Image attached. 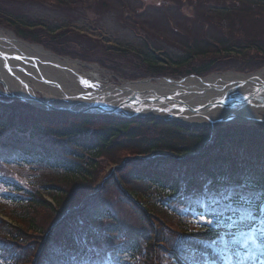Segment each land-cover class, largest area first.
<instances>
[{
    "label": "trees",
    "instance_id": "trees-1",
    "mask_svg": "<svg viewBox=\"0 0 264 264\" xmlns=\"http://www.w3.org/2000/svg\"><path fill=\"white\" fill-rule=\"evenodd\" d=\"M117 1H120L118 4L121 9L119 19L131 23V10L127 9L125 1ZM36 3L56 12L55 18L47 21L36 18L32 13H26L23 10L25 5ZM111 3H113L112 0H0V26L9 27L19 38L40 44L60 56H71L67 45L72 46L75 43L80 53L87 55L88 52H94L95 54L97 50L103 52L104 49H109V45L105 43L104 45L88 46L85 36L78 34L74 26H66L62 22L68 21L74 24L75 19L81 18L79 16L87 18L88 14L103 15L110 10ZM113 4L117 6L115 3ZM207 13V16L215 17V19H202L203 23L199 27L195 25L198 30L197 35L193 37L183 38L180 34L185 31L181 27L182 23L180 21L177 23L172 18L173 25L178 24V26L172 27L171 22H168L169 27L165 33L173 37L161 46L156 41L159 39L156 36L161 32H157L151 27L149 37H146L148 39L146 50L137 52L133 49L134 51L131 53L135 56L133 63L138 67H143L142 72L139 76L127 78L136 79L147 76L179 78L190 74L203 76L218 70L219 66L223 67L218 60L221 55L229 58V66H233L227 69L236 67L234 69L237 71L250 72L264 67V0H233L231 2L223 0L210 6ZM136 14L137 12L135 17H137ZM145 23L148 25V21ZM141 26L146 27L142 23ZM152 37L155 38V43H152ZM168 46L181 51L174 54L173 51H169ZM129 51L131 52L130 48H122L121 52L125 54ZM81 57L83 58V56ZM95 60L98 64L105 65L102 58L96 57ZM19 104L12 105L0 97V133H9L8 135H10L8 138L0 139V161L7 162L11 154H15L18 161L38 164L44 170L62 176L63 183H66L67 180L72 182L71 191L73 193L71 194L65 191L62 182L42 184L39 187L40 191L35 188L22 189L21 191L25 192L14 196L15 201L13 202H17L16 204L21 207V210L15 215V219L11 217L10 223H5L3 218L0 219V232L3 233V225H7L5 227H8L10 231L6 230L8 233L4 232V234H7L8 238L23 240L22 229L24 228H28L27 230L31 233L41 232L40 226L36 224L35 219L30 216L31 214L35 213L37 209L55 210V220L48 230L50 233L53 232L56 236H60L40 248L37 256L38 258L48 256L45 263L61 264L58 260L60 255H57L61 244L57 245L55 242L62 237L61 243L68 240L72 243L79 241L75 245L83 248L79 231H77L79 223L82 222L81 216L76 213L75 207H72L71 209H75L71 210L68 206L73 195L80 194L84 197L86 193L97 190L98 186L95 180L100 167L99 159L107 155H115L120 150L133 151L138 156L152 155L150 158L134 159L122 165V168L127 167L128 170L124 171V181H119L118 185L128 194L135 196L140 203H142V199L147 198L150 205H156L150 203L154 198L151 187H154L164 191L168 190L170 198H176V204H181L182 208L186 207L193 211L196 206H199V203L195 198H192L191 202L181 201L179 196L180 180L187 179L198 170H206V174L211 176H215V172L218 170L221 177L227 178L226 185L228 187L244 186L260 191L259 194L253 195H247L239 190H235L231 194L221 192L215 195L221 200L220 203H229L235 206V209H228L219 215L216 218L217 222L228 224L232 220L244 219L243 221L248 223L245 224L248 227L259 225L261 209L256 211L255 219L248 217L244 213L245 201L240 197L252 196L256 205L264 204V148H257L254 144L247 142L252 139L264 143V129L251 130L247 133L239 130V135L228 131L223 134L220 131L217 137L212 139L210 131L206 128L191 127L176 122L137 118L120 120L112 116H78L62 112H43L24 103ZM30 111L45 113L48 117L47 120L50 121L49 128L45 126L44 121L30 120L22 116V112ZM98 119L103 121L101 128L91 129L97 124ZM31 124L32 127H30ZM46 135L50 136L43 138L47 137ZM244 135L247 136L246 141L243 140ZM229 136L230 139L238 141L237 144H234V141H229L227 144ZM209 141L211 143L207 145L206 143ZM245 145L252 146L253 149L257 148L253 160L243 158L244 162L242 161V163L244 164L224 165V162H236L235 160L238 162L241 157L233 153L223 154L222 149L233 150L234 147L243 149ZM161 152L166 154L158 155ZM184 173L186 174L183 175ZM129 183L137 189L134 191L129 189L127 186ZM194 183V180L188 182V192L191 191ZM18 189L20 188L18 187ZM140 195L142 199L139 198ZM160 195H163L164 199L166 198L165 194ZM88 196L84 197L85 201L89 200L90 196ZM48 198H51L52 201ZM216 204L218 202L215 199L213 205ZM152 207L153 211L149 209L150 206L149 208L146 206L150 213L157 215L154 212L155 206ZM80 208L82 210V206ZM160 210L165 212L162 208ZM184 213L185 215L190 214L189 211ZM76 215L78 216L74 218ZM72 216L74 219H71ZM144 218L146 219V216ZM190 227L183 220L177 219V222L169 225L165 233L158 232L152 239L149 236L151 234L149 228L140 229L139 227L132 240L135 264H164L166 255L164 250L169 248L168 238H170L171 231H189ZM8 238L0 233V252L7 256L12 251L11 244H13L11 238ZM154 241H156V245L153 244ZM198 245L206 247L202 243ZM69 261H71L70 258ZM62 264L69 263L67 260L63 261L62 258Z\"/></svg>",
    "mask_w": 264,
    "mask_h": 264
},
{
    "label": "rangeland",
    "instance_id": "rangeland-1",
    "mask_svg": "<svg viewBox=\"0 0 264 264\" xmlns=\"http://www.w3.org/2000/svg\"><path fill=\"white\" fill-rule=\"evenodd\" d=\"M127 1V5L129 6V10H131V23L125 22V20H120L119 16L121 14V9L119 6V2L117 0H112L113 3H115L114 6L113 3H111L110 10L106 12L103 15H94V14H88V17L86 16H79L81 18L75 19L74 24L68 22H62L63 25L66 24V26H74V29L77 31L78 34L85 36L86 38V44L88 46L90 45H104L105 43L109 45V49H104L103 52L98 50L95 52H88L87 55L80 53L77 48L76 43L74 45H67L69 55L71 56H60L48 49H46L44 46L36 43H32L30 41H25L14 33L13 30H11L9 27L6 26H0V32H2L4 35H10L16 40L20 41L24 45L27 46H36L44 50V52L48 55H50L53 58L59 59L61 62H71L75 63L76 71L82 75L86 81H88L90 84H87V89L91 91L99 90L104 91L107 88L110 87H122L124 84H134V83H140V82H151V83H157L160 81H165L166 78H171L172 80H175L176 82H179L181 78H192V76H181L177 78L172 77H139V78H132L128 79L127 77L130 76H139L140 72H142L143 67H138L135 62V56L132 53L135 49L138 51L146 50V43L147 38L149 37L148 34H150L151 27L154 28V30H157L159 39L156 40L158 45L161 46V44L169 42V40L172 39L173 36L167 35L165 32L167 30L168 22L173 27L172 20L174 19L177 23L179 21L182 23L181 27L184 29V32H181L183 38L186 37H193L197 35L198 28L195 27L197 25H201L202 19L210 18L212 20L215 19V17L207 16V9L212 6L215 2H222L221 0H124ZM225 2H231L233 0H224ZM104 9V8H103ZM23 10L27 13H32V15H35L36 18H42L44 20H53L55 18V13L52 9H46L39 3L33 4V5H25L23 7ZM137 12V17H135V13ZM165 15H168L167 17ZM135 17V23L133 21ZM172 17V18H170ZM172 19V20H171ZM64 20V19H63ZM145 21H148V25L145 23ZM184 21V22H182ZM141 23L144 24L143 27L141 26ZM178 26V24L176 25ZM174 26V27H176ZM148 27V29H147ZM146 28V29H145ZM161 36V37H159ZM84 43V41H83ZM152 43H155V38L152 37ZM154 45V44H153ZM79 46V45H78ZM122 48H130L131 52L123 53ZM169 51H173L174 54H178L181 50L177 49L172 46H168ZM128 50V49H127ZM164 50V49H163ZM253 54V53H252ZM83 56V58L81 57ZM122 56V57H121ZM100 57L104 60L105 65H100L97 62H95V58ZM219 64L221 63V66L218 68V70H215L211 72L210 74L206 76L192 78V79H204L209 78L213 76H226L228 74H240V75H247L246 72H240L235 70L236 67L233 69H227L232 68L233 66H229L230 61L229 58H225L224 56L218 57ZM257 60V59H256ZM247 61V60H245ZM225 65V66H224ZM238 66V65H237ZM221 69V70H220ZM60 70V68H58ZM57 74L61 71H56ZM262 73V77L264 78V67L255 70L253 73L249 74H255V73ZM129 75V76H128ZM131 80V81H128ZM185 80V79H183ZM182 80V81H183ZM70 81V80H69ZM38 82V81H37ZM33 83V82H32ZM1 88L4 90V87L1 86ZM49 87L46 86L40 87V90H37L35 93L37 99L40 101H47L49 100ZM0 97L3 98L6 102L11 103L12 105H20L19 103H24L25 105L31 106L32 104H28L27 102L22 101L16 95L9 96V94H3V92L0 89ZM33 103V102H31ZM35 104V103H34ZM34 107V106H31ZM23 111V110H22ZM45 114V113H44ZM43 113H40L39 111H30L27 113L22 112V116H25L26 118H29L30 120H39L44 121V124L47 128L50 126V121L47 120V115H44ZM44 116V117H43ZM56 117V116H55ZM164 117V116H163ZM165 118V117H164ZM49 121V122H48ZM69 121V120H67ZM103 121L98 119L97 124L94 126V129L101 128V123ZM52 123V122H51ZM69 123V122H68ZM191 125H199V124H191ZM199 127H205L207 130L210 131L212 135V139L217 137L218 133L220 131L223 132V134H226V131L232 132L233 134L239 135V130H242L243 132L251 131V130H263L264 129V122H258V121H251L250 119H236L233 122H224L219 121L215 125H206V126H199ZM93 129V128H92ZM5 133H0V137L3 136ZM243 140H247V136L244 135ZM249 139V138H248ZM239 140V139H237ZM252 140V139H249ZM248 143L254 144L257 148H264V143H260L258 141H249ZM229 141H234V144H237L238 141L232 140L229 138L227 139V144H229ZM211 141L206 143L207 145L210 144ZM229 146V145H226ZM252 148V146L245 145L243 149L234 147L233 150H223V154H238L240 155V160L238 162H242L243 158H250L251 160L254 159L255 150L257 148ZM134 159H141V156L135 155L133 151H127V150H120L115 153V155H107L106 157L100 158V167L98 168L97 176L96 177V185L98 186L97 190H94L93 192L86 193L85 196L89 195L91 196V199L98 198L101 200V203H98V206L100 207H106L109 205L110 207L117 208L114 211H117L119 215H121V219L123 222L129 224L133 228V235L136 236V231L140 227V229L149 228L151 230V234H149L150 239L154 238L156 233H165V231L168 230L169 225L174 224L177 222V219L168 213H165L164 211H161L159 207L156 205H150L148 202V199H142V203H137L134 200H131V198L126 197L124 194V190L121 186L118 185L119 181H124L125 170H128L127 167L122 168L124 163H127L128 161L134 160ZM259 159V156H258ZM257 159V160H258ZM235 160V159H234ZM237 161V160H235ZM244 162V161H243ZM118 163V164H117ZM0 175L3 177H13L17 178L18 180L22 181L23 184L28 185L30 182L33 183L32 188L37 189V191H40V185L42 184H50L51 182L59 183L62 182V176L57 175L55 172L51 171H43L39 168H29L28 165H13L10 164L8 167H0ZM63 187H65V191H67L69 194L73 193L72 190V182L70 180H67L66 183H61ZM129 188L132 189L131 184ZM34 190V191H35ZM9 188H5L4 186H0V219L4 220L5 223H10L11 217L14 218L15 215L21 210L18 204L13 206L11 203L12 199H7L4 194L6 192H9ZM73 199L70 201L69 209L72 207L76 208V213L81 216L82 210L81 206L83 205L86 198L83 196H80V194L73 195ZM88 196V197H89ZM157 196V195H153ZM142 197V196H141ZM84 198V199H83ZM51 201V198H48ZM155 199V198H154ZM150 203L153 204V199L150 201ZM149 204V205H147ZM96 205H92L91 207H94ZM108 206V207H109ZM146 206H150V210L153 211V207L155 206L154 212L157 213V215H153L148 211ZM28 207V206H27ZM25 207V208H27ZM73 208V209H75ZM71 209V210H73ZM59 210V209H58ZM81 210V212H80ZM143 212V213H142ZM14 215V216H13ZM78 215L74 216L76 218ZM35 219V222L37 225H39L41 232L38 233H31L28 231V228H24L23 230V240H18L13 237L6 236L7 234H4V232L8 233L6 230L10 231L8 227H5L7 225H3L1 235H5V238L10 239L13 241V244H11L12 251L9 253L13 256L9 258L10 260H7L6 263L12 262L10 264H50L45 263L48 259V256H43L42 258H38V253L42 245L49 243L51 240H54V238L59 237L60 235H57L55 233H50L48 229H50L51 224L54 222V216H56L55 210H46V209H37V211L33 214H31ZM146 216V219L144 218ZM73 216L71 219H74ZM15 219V218H14ZM107 221V220H106ZM174 222V223H173ZM146 227H145V226ZM67 228V226H66ZM227 230L232 231V229L228 228ZM241 231H234V236H237L238 234H241ZM56 232V231H55ZM170 233V232H169ZM233 233V231H232ZM176 235V238L180 237V234L174 231H171L170 236L174 237ZM63 238V237H62ZM61 239L56 240V244L61 243ZM156 245V241L154 243ZM157 246L155 247V249ZM168 252V250H164ZM158 252V251H157ZM262 252V251H261ZM263 253V252H262ZM7 258V255L2 257V259ZM262 261V260H261ZM167 261L164 260V264ZM264 264V262L262 263Z\"/></svg>",
    "mask_w": 264,
    "mask_h": 264
},
{
    "label": "bare ground",
    "instance_id": "bare-ground-1",
    "mask_svg": "<svg viewBox=\"0 0 264 264\" xmlns=\"http://www.w3.org/2000/svg\"><path fill=\"white\" fill-rule=\"evenodd\" d=\"M76 66L0 32V88L4 87V93L34 101L35 92L46 86L50 94L47 105L103 106L118 113L165 116L199 125H213L230 117L264 121V90L257 94L264 87L261 72L140 82L91 93Z\"/></svg>",
    "mask_w": 264,
    "mask_h": 264
},
{
    "label": "water",
    "instance_id": "water-1",
    "mask_svg": "<svg viewBox=\"0 0 264 264\" xmlns=\"http://www.w3.org/2000/svg\"><path fill=\"white\" fill-rule=\"evenodd\" d=\"M264 90L263 88H260L257 90V94L261 93V91ZM44 109L47 110H57V111H66L70 113H77V114H94V113H105V114H116L117 116H123V117H132L134 116L133 114H125V113H118L114 111L113 109H110L108 107H103V106H90V107H75V108H63V107H53L49 105L43 104L41 106ZM138 116V115H136Z\"/></svg>",
    "mask_w": 264,
    "mask_h": 264
},
{
    "label": "snow or ice",
    "instance_id": "snow-or-ice-1",
    "mask_svg": "<svg viewBox=\"0 0 264 264\" xmlns=\"http://www.w3.org/2000/svg\"><path fill=\"white\" fill-rule=\"evenodd\" d=\"M85 84L89 83L88 81H84ZM242 200L245 201V207H244V213L253 219H255V213L259 209H264V204L256 205L255 201L252 196H241L240 197ZM201 219L207 220V217H201ZM208 223H211V221H207ZM264 223V221H262ZM243 235L246 236V238L253 243H255L256 237L254 235H251L249 233H242Z\"/></svg>",
    "mask_w": 264,
    "mask_h": 264
}]
</instances>
